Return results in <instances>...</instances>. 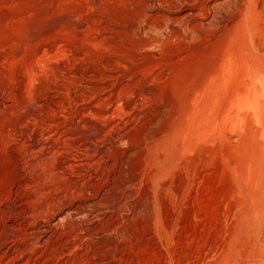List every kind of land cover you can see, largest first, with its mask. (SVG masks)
I'll list each match as a JSON object with an SVG mask.
<instances>
[{
    "label": "rangeland",
    "instance_id": "obj_1",
    "mask_svg": "<svg viewBox=\"0 0 264 264\" xmlns=\"http://www.w3.org/2000/svg\"><path fill=\"white\" fill-rule=\"evenodd\" d=\"M0 42L21 97L0 113V187L27 172L39 216L67 181L125 186L123 213L87 222L112 264H264V0H0ZM46 125L55 148L22 159ZM11 217L0 264H60L57 246L4 259Z\"/></svg>",
    "mask_w": 264,
    "mask_h": 264
},
{
    "label": "bare ground",
    "instance_id": "obj_2",
    "mask_svg": "<svg viewBox=\"0 0 264 264\" xmlns=\"http://www.w3.org/2000/svg\"><path fill=\"white\" fill-rule=\"evenodd\" d=\"M1 47H3V46L0 42V53L2 51ZM3 52H2V54H3ZM48 58H50V57H48ZM5 60H7L6 57H5ZM5 60L3 59L2 62L5 63L4 62ZM2 62H1V58H0V76L2 75L1 77L4 76V74H2V69L4 68V67L2 68ZM5 68L7 70V67H5ZM3 73H5V72H3ZM1 77H0V113L2 112V110L3 111L4 110L9 111L10 109H12L14 107V106L11 107L13 102L14 101L20 102V98H21L19 96V100H16L17 98H15L16 96L14 97V94H13V96L7 95V93L5 91V87L8 84L6 86L4 85L5 87H3L4 82L2 81ZM8 87H7V89H8ZM14 90H13V92H14ZM18 90H20V88ZM27 93H28V91H27ZM38 94H40L39 96L41 98V96H42L41 93H38ZM21 95H23V94L21 93ZM36 100H38V98H36ZM48 100L50 101L51 99H48ZM19 102H16V104L20 105ZM52 102H54V101L52 100ZM46 103H49V102H46ZM54 103H53V105H54ZM41 106H42V104H41ZM43 106H46L48 109H50L52 106V103H51V105H43ZM22 107H24V105ZM39 107L40 106H38V108ZM47 108H43V109H47ZM28 109H30V108H27V110ZM39 109L43 110L42 108H39ZM20 111H22V110L20 109ZM16 112H19V110H17ZM31 112L33 113V111H31ZM2 113H4V112H2ZM49 113L50 112H48V115H49ZM6 114H7V112H6ZM25 114L26 113H24V115ZM27 114L29 116L30 113H27ZM18 115H19V113H18ZM22 115H23V113H22ZM32 115H35V114L33 113ZM50 115H52V114L50 113ZM0 116H1V114H0ZM44 116L45 115H43V117ZM13 118H14V116H13ZM20 119H22V117ZM28 119H30V118H28ZM34 121L36 123V126L40 127V129L43 128V123L45 120L42 121L39 117V119H35ZM34 121H32V122L34 123ZM29 125H31V124H29ZM36 126H33V127H36ZM52 127H55V125ZM52 127H51V125H46V127H44L45 128L44 134H42V135H40L41 133L39 135H35V131L34 132L30 131L31 133H24L23 137H22L23 138L22 147H20V149H18V151L24 152L25 154L23 153L22 156H20V157L23 159V157L26 155L29 158L30 163H31V161H34L35 159H37V157H38L37 155L41 154L40 156H42L45 153L48 154L49 152H51L55 148L53 145H50V142H52V138H53L51 134H52V132H53L52 130L54 128L52 129ZM27 131H28V128H27ZM17 135H19V134H17ZM17 143H19V140ZM56 150H58V149H56ZM15 151H16V149H15ZM56 152H58V151H56ZM60 155H61V153H60ZM25 157H24V159L27 158V157L26 158ZM42 157H44V156H42ZM37 160L39 161V159H37ZM51 162H49V163L47 162V168L48 169L49 168L54 169L52 166L54 164ZM36 163L37 162L35 161V165H36ZM73 169H74V167H73ZM82 170H83V168H82ZM53 172H54V170H53ZM19 173H21V172H19ZM16 175L17 176L15 177V180H13L14 182H13V186L11 188L6 190L5 189L6 187L4 188L5 184L0 187V224L7 217H10V215H12L11 218H13V219H14V217L16 218L15 224L13 223L11 226H8L6 228H9L10 230L11 229L16 230V232H17V233H15V235H13V237L10 238L12 246H9V248L6 250V253H3L2 257L4 259H6L9 255V253L12 251H14V252L16 251L18 254L17 257H19V255L24 256L25 254H29V253H36L40 249H42L44 253H47L49 248L57 246L59 248V250L56 253L55 257H52V258L59 260L58 262L60 264H112L111 263L112 261L109 260L111 258V255L109 257V250L111 248L116 249L114 247V245H116V244L113 242L114 238H112V237H110V235H108V238H106V241H104L105 240V238H104V240L102 239L104 242H99L98 241L99 238H97V237L100 235V233H98V230L96 231L95 228L93 229L92 226L89 225V223L87 224V222H88V220L90 221L89 218L93 217L95 213L99 214V212H103L105 210L112 209V208L117 212V214L120 212L123 213V211H121V210L123 209L124 206L122 207L123 201H122V197L119 196V193L127 190V188L125 186H119L116 183H112L111 186H108V185L107 186L90 185V184L87 185V183L80 185V184H77L76 182H73V183L70 182V184H68V181H67V183H65V185L63 184L65 187L62 186V189H59L56 192V195H55L56 199L54 201V204L52 203V205H50V206L47 205L46 206L47 209H43V212L39 213L41 215L37 216L38 214L34 213L33 209L29 208V205H31L33 203L31 196L27 195L28 194L27 193L28 187H31L30 186V183H31L30 179L31 178L29 179L27 172H24V174H19V175L17 173ZM29 176H30V174H29ZM11 184H12V182H11ZM68 185H69V187H68ZM26 188H27V190H26ZM71 189L74 192V193H72V195L70 192ZM77 191H78V193H77ZM76 193H77V195H76ZM123 198H124V195H123ZM83 199L87 200L88 202H91V203L89 204V203L79 202V203L75 204L74 207H72L71 213L69 215H67L66 218H63V219L60 218V220H58L57 222L55 221L56 219L53 222L51 221L52 217L54 218L56 216V214H58L59 212H62V210L64 208H68L69 204H72L76 201L83 200ZM124 199H126V198H124ZM125 202H127V200ZM140 203H141V201H140ZM127 206L125 205V207H127ZM131 207H132V205H131ZM145 207H146L145 204H141L138 207V210L141 211ZM129 211H131V209ZM132 212L134 215H137L139 213L137 211V209H135ZM96 217L97 216H95L94 218H96ZM40 218H44L45 221L44 220L40 221ZM97 220H98V218H97ZM91 222L92 221H90V224H92ZM5 226H6V224H5ZM37 226H39V228ZM110 230H112V229H110ZM103 231H105V230H103ZM117 231H118V229H117ZM113 233H114V230H113ZM111 236H112V234H111ZM117 236L119 237V234L116 235V237ZM96 239H98V240H96ZM110 239L111 240L113 239V241H110ZM15 257H16V255H15ZM13 259H15V258H13ZM10 263H12L11 260H10Z\"/></svg>",
    "mask_w": 264,
    "mask_h": 264
}]
</instances>
